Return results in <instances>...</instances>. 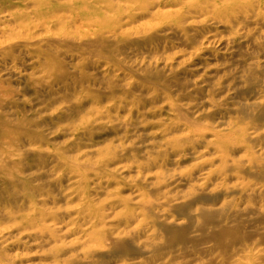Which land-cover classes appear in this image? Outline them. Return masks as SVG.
<instances>
[{
    "label": "bare ground",
    "instance_id": "1",
    "mask_svg": "<svg viewBox=\"0 0 264 264\" xmlns=\"http://www.w3.org/2000/svg\"><path fill=\"white\" fill-rule=\"evenodd\" d=\"M140 23L143 24L136 26ZM132 34L151 44L168 42L183 46L184 54L178 58V65H182L179 71L194 73L199 78L188 87L191 88L189 94L186 97L181 94L178 101H172L161 90L158 92L157 99L162 102L163 96L167 99L164 108L170 113V119L162 130V126L157 124L150 128L155 127L156 134L168 140L167 148L158 151L160 160L152 164L143 161L149 160L153 154L149 152L154 148L143 149L144 154L148 153L144 160L141 150L127 157L119 146L102 151L92 165L71 163L76 166H68L70 171H66L71 175L70 181L73 180L69 189L74 188V191L66 197L76 201L77 207L75 212H67L61 218L46 215L36 208L30 210V214H20L23 210L15 202L4 205L0 216V264H26L37 257L38 252L44 253L45 246L60 243L48 251L58 256L64 249L60 232L65 227H69L73 237L80 238L75 241L83 239L89 246L92 256L87 261L93 262L100 254H114L128 242L133 243L134 234L128 232L121 237L120 229H129L138 218L141 219V231L146 224L150 228L160 227L162 222L155 219L161 214H173L174 218L183 220L181 225L185 220L193 223L187 215L193 211L195 222L205 221L201 224L205 226L217 220L221 213L204 209V206L249 197L258 184L249 188L244 182L251 177L254 180L264 177V53L260 51L264 47V0H0V68L9 66L10 70L14 69L13 76L17 73L16 51L23 56L44 57L39 68L44 75L55 79L57 75L50 72L53 67L59 68L57 61L60 55L74 53L80 62L90 63L109 52L112 43L118 42L120 37ZM251 36H254L255 47L261 55L257 53L248 57L249 67L244 76L219 83L213 82L212 74L206 70L200 75L198 71L209 65L207 61L210 58L240 57V42H249ZM210 40L222 42L224 49L216 51L199 46L200 42ZM52 53L54 55H50ZM109 62L115 64L112 60ZM186 64L188 66H184ZM83 80L85 76L82 74L80 81L83 83ZM232 83L237 87H230ZM159 86L170 88L166 83ZM84 92L85 88L80 84L79 92L74 91L72 97ZM224 93L226 95L222 98ZM1 95H7L2 87ZM115 95V90H110L106 93V100L113 101ZM196 96L199 102H195ZM230 96L246 99H243V105L235 107L229 104ZM217 98L221 100L215 101ZM65 100L58 96L47 106L64 104ZM89 102L87 115L102 116L101 111L106 107H102L93 96ZM16 103L12 98L0 101V111L2 106ZM84 106L83 103L61 106L58 117L84 118L87 113ZM203 108L207 109L206 114L200 112ZM220 115L218 119L221 122L215 123L213 120ZM0 118H4L1 112ZM132 119L119 120V127L124 128L125 135L132 132L129 130ZM10 137V134H0V146L9 142L13 145ZM238 150L244 153L245 160L235 158ZM118 153L121 158L125 156L124 162L119 163L122 166L116 170L110 169L109 164ZM187 161L195 162L192 169L175 170ZM153 171L156 173L149 176ZM125 173H134L135 178H126ZM180 182L189 184L188 196L181 202L161 193L162 188L169 193L174 192ZM127 187L135 194L134 199L123 196L122 191ZM262 193L258 190V194ZM257 213L255 230L264 234V227L263 230L258 229L264 225V207ZM38 214L40 219L36 218ZM224 219L231 220L222 222V225L219 222L217 228L234 229L241 224L243 214L234 208ZM112 241L117 243L113 246L115 251L110 252L108 248ZM230 255L234 264H264V240L237 243ZM105 261L96 264H105Z\"/></svg>",
    "mask_w": 264,
    "mask_h": 264
},
{
    "label": "rangeland",
    "instance_id": "2",
    "mask_svg": "<svg viewBox=\"0 0 264 264\" xmlns=\"http://www.w3.org/2000/svg\"><path fill=\"white\" fill-rule=\"evenodd\" d=\"M141 24L143 23L136 26ZM136 26L133 28L136 29ZM127 37H120L118 42L112 43L109 52L102 58L95 61L93 59L90 63L80 62L74 53L60 55L57 61L59 68L53 67L50 72L57 75L55 79L41 72L39 64L44 62L42 56H23L16 51L17 73L14 76L11 75L14 69L10 70L9 66L0 68V87L7 91V95H1L0 101L11 98L17 101L13 106H2L0 111L4 117L0 118V134H10V141L13 144L9 142L8 145L0 146L1 217L4 211L3 206L13 202L20 210H23L20 214L25 215L30 214L33 208L58 218L67 212H75L77 202L66 197L74 191V188L73 191L69 189L73 180L70 181L71 175L67 174L68 166H76L71 164L74 162L79 165H87L86 163L92 165L99 158L98 154L108 147L119 146V150L127 154V157L130 154L140 153L141 150L140 155L144 160L148 158V153L144 154L143 149L152 147L154 151L149 154H153L149 156V160L143 162L150 161L152 164L160 160L158 151L167 148L168 140L160 138L156 134L155 127L153 129L150 127L157 124L162 126L161 130L164 129L169 122L170 113L164 108L167 99L164 96L163 102L157 99L158 92L161 90L172 101H178L181 94L185 97L189 94L191 88L188 87L194 80L199 81V78L194 73L190 75L179 71L182 65H178L180 62L178 58L184 54L183 46L168 42L151 44L133 34ZM248 39L249 42L248 40L240 42V57L210 58L207 61L209 65L202 66L198 71L200 75H203V71L206 70L212 74L213 82L219 81V83L225 82V79L244 76L249 67L248 57L264 53V47L260 48L261 52L255 47L254 36ZM245 42L248 43L245 44ZM199 46L211 47L216 51L220 48L224 49L222 42L217 40L200 42ZM72 55L73 58H71ZM111 60L115 64L110 63ZM82 74L85 76L83 83L80 81ZM165 83L170 88L164 89L159 86ZM80 84L85 88V92L72 97L74 91L79 92ZM230 87L237 86L232 83ZM181 88L183 91L180 92ZM110 90L116 92L113 101L106 100V93ZM225 95L224 93L222 98ZM58 96L66 99L67 102L60 105L55 103L56 106L53 107L47 106V103H54ZM91 96L102 107H106L101 111L102 116L87 115ZM205 97L203 94V98ZM198 98V96L194 98L195 102H199ZM229 98L231 99L229 104L235 107L243 105V99H246L240 96ZM219 100L221 99H215V101ZM78 103L85 104L87 113L83 116L84 118L58 117L61 106L69 107ZM184 103H187V100ZM104 111L107 113L104 114ZM200 112L206 114L207 109L203 108ZM223 117H225L224 114ZM126 118H133L129 128L132 132L128 135H125L124 128L119 127L118 124L119 120L122 122ZM218 118H221V115L213 121L221 122ZM5 141L8 142V140ZM89 151L94 152L89 154ZM117 155L112 158L109 164L110 169L116 170L122 166L119 163L124 162L125 156L121 158V154ZM235 158L245 160V155L238 150L235 152ZM191 162L187 161L175 170L180 169L183 172L184 167L192 169L191 165L195 162ZM154 173L156 172L153 171L149 176ZM123 175L127 176L126 178H135L134 173ZM244 184H248L249 188L258 184L254 194L231 202L227 200L225 204L218 201L210 206H204V209L221 213L217 220H212L208 225L201 226L205 223L201 220L195 222L193 211L187 214L193 223L185 220L184 225L180 224L182 219L174 218L173 214L168 213L166 216L161 214L155 219L162 222L160 227L150 228L149 224H146L140 231L141 219L138 218L129 229H120L121 237L128 232L134 234L133 243L128 242L124 248L115 251L113 246L117 242L112 241L108 249L115 253L100 254L93 262L87 261L92 256L89 246L83 239L79 242L75 241L76 238H80L75 235L73 237L69 227H65L60 232L61 245L64 246L61 254L54 256L48 252L50 247L59 246L60 243L45 246L44 253L38 254V252L37 257H33L26 264H79V262L80 264H96L101 260H106L105 264H234L230 254L237 243L264 240L263 232L255 230L257 225L255 217L264 207V177H259L258 180H254L253 177L248 178ZM258 190H262L263 193L258 194ZM173 191L169 193L166 189H161V193L168 195L167 197L171 200L181 202L188 196L189 184L180 182ZM122 194L125 198H135L130 187L125 188ZM234 208L243 214L241 224L230 230L227 227L218 229L219 222L221 225L222 222H230L231 219H224V217ZM38 215L36 218L40 219L41 215ZM47 222L51 224L49 219ZM263 227L264 225H260L258 229L263 230ZM36 251L38 250H34Z\"/></svg>",
    "mask_w": 264,
    "mask_h": 264
}]
</instances>
